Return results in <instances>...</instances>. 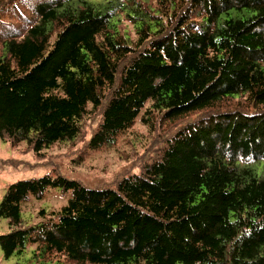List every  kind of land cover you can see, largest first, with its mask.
Masks as SVG:
<instances>
[{
    "label": "trees",
    "instance_id": "16d2710c",
    "mask_svg": "<svg viewBox=\"0 0 264 264\" xmlns=\"http://www.w3.org/2000/svg\"><path fill=\"white\" fill-rule=\"evenodd\" d=\"M137 123L136 173L6 188L3 260L264 264V0H0L2 143L79 159Z\"/></svg>",
    "mask_w": 264,
    "mask_h": 264
},
{
    "label": "rangeland",
    "instance_id": "374dc122",
    "mask_svg": "<svg viewBox=\"0 0 264 264\" xmlns=\"http://www.w3.org/2000/svg\"><path fill=\"white\" fill-rule=\"evenodd\" d=\"M99 1V0H93ZM91 128V127H89ZM143 128L137 123L117 140L116 147L98 152H91L87 156L78 159L77 153L80 145L72 146L70 143H56L40 154H35L28 149L24 143L16 147H9L0 141V201L6 188L18 181L41 178L46 175L62 177L70 181L83 184L92 188V184L117 178L121 179L136 169H123L131 163L132 151L141 153L145 143L142 135ZM70 192H62L59 189H48L42 200L30 199L22 206L23 218L27 221L36 220V214L41 209L45 214L58 210L65 205L70 198ZM34 220V221H35ZM7 226L3 219H0V235L6 234ZM29 251L24 257L29 256ZM15 257L3 260L0 253V264H13ZM22 261V260H21Z\"/></svg>",
    "mask_w": 264,
    "mask_h": 264
}]
</instances>
